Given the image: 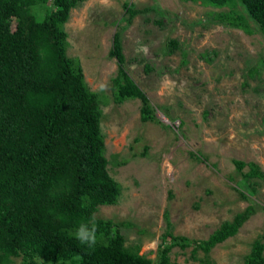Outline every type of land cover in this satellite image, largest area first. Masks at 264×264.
I'll list each match as a JSON object with an SVG mask.
<instances>
[{"label": "rangeland", "instance_id": "rangeland-1", "mask_svg": "<svg viewBox=\"0 0 264 264\" xmlns=\"http://www.w3.org/2000/svg\"><path fill=\"white\" fill-rule=\"evenodd\" d=\"M128 6L137 10L131 22ZM229 9L192 0H85L65 24L67 53L99 93L109 171L122 187L118 202L95 215L124 222L127 244L139 242L152 264L168 220L175 235L207 239L248 206L256 209L208 254L174 246L170 259L180 264H244L254 241L264 240V179L253 180V191L243 174L249 166L240 171L234 163L264 171V35L240 4L253 32L215 21L213 13ZM117 31L127 70L158 121L141 119L140 99L113 97ZM172 38L180 46L170 51Z\"/></svg>", "mask_w": 264, "mask_h": 264}, {"label": "trees", "instance_id": "trees-1", "mask_svg": "<svg viewBox=\"0 0 264 264\" xmlns=\"http://www.w3.org/2000/svg\"><path fill=\"white\" fill-rule=\"evenodd\" d=\"M85 0H0V264H152L141 244H127L121 225L95 215L116 204L121 184L109 171L99 93L90 89L78 58L67 53L71 10ZM217 8L215 21L264 35V0H192ZM244 6L248 17L237 10ZM40 9V10H39ZM44 10V13H42ZM132 21L137 10L128 6ZM170 51L180 46L169 40ZM118 70L113 97L141 100V119L158 121L148 95L127 70L117 31L110 50ZM212 57V56H210ZM257 191L264 179L257 163L235 159ZM248 197L247 193L242 192ZM248 206L223 222L207 239L175 235L168 220L154 264L171 262L170 251L194 245L207 254L235 235L255 212ZM97 224V243L81 245L74 233L81 222ZM169 219V211H166ZM244 264H264V240L257 239Z\"/></svg>", "mask_w": 264, "mask_h": 264}, {"label": "clouds", "instance_id": "clouds-1", "mask_svg": "<svg viewBox=\"0 0 264 264\" xmlns=\"http://www.w3.org/2000/svg\"><path fill=\"white\" fill-rule=\"evenodd\" d=\"M97 224L92 218L90 223L81 222L74 233L75 238L81 245L93 248L97 243Z\"/></svg>", "mask_w": 264, "mask_h": 264}]
</instances>
